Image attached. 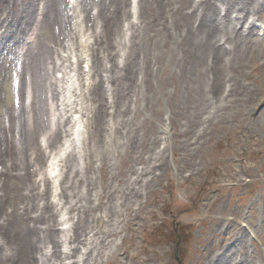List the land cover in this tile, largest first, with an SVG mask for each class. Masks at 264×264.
<instances>
[{"label":"rangeland","instance_id":"rangeland-1","mask_svg":"<svg viewBox=\"0 0 264 264\" xmlns=\"http://www.w3.org/2000/svg\"><path fill=\"white\" fill-rule=\"evenodd\" d=\"M29 1L25 0V5L18 2L25 20L0 13L5 21V27H0L1 150L10 141L20 148L16 128L23 122L18 110L22 104L25 111L29 102L34 109L41 105V119L49 115L53 122L59 121L57 104L65 97L68 79L60 72L59 60L52 59L56 67L50 63L48 48L60 53L64 45L72 49L77 41L73 32L72 40L69 36L62 39L65 30L60 6L65 8L67 0H36V13L28 20L23 9L26 11ZM88 1L80 0V7L85 8ZM105 2L97 3V15L95 8L89 9L94 21L84 16L90 30L91 89L80 82L78 90L72 91L73 95L83 94L74 95V105L88 115L83 119L81 139L73 150L56 154L66 142L64 131L72 125L69 117L53 145L48 146L45 135L35 132L41 162L34 163L29 146L23 164L13 156L0 157L1 264H24L22 254L12 256L5 243L25 226L23 206L31 207L30 216L36 217L42 211L32 213L36 203L42 206L52 200L54 181L58 186L55 200L60 203L52 208L57 241L63 242L64 253L70 246L80 248L63 264H71L82 255L85 260L89 249L95 257L94 245L71 244L72 227L76 223L81 227L77 235L82 239L79 233L91 218L104 216L107 208L112 222L125 220L126 226L121 225L122 232L112 238L113 249L107 250L111 258L106 254L101 264H264V18L261 14L249 16L248 21L256 24V34L235 30L238 35L230 40L222 34L213 37L216 42L224 37L218 43L231 49L236 38L237 48L228 63L219 66L218 74L207 73V80L193 74L198 63L182 58V49H189L181 37L183 11L198 0H139L133 25L129 22V0ZM212 2L220 10L219 17H224L227 1ZM199 5L200 12L209 4ZM10 7L7 3V9ZM125 23H129L126 35ZM230 24L227 30L234 26ZM21 25L27 31L32 29L27 43L36 41L44 53L39 52L40 59L33 61L37 68L30 72L21 47L13 46L23 33ZM100 35L102 42H95ZM23 65V77L29 79L24 81L21 100H17L19 91L14 92V85L17 82L18 88L22 84L17 67ZM204 83L210 88L208 94L203 92ZM232 84L234 91L226 97ZM213 88L216 91L211 93ZM52 92L57 95L51 96ZM114 102L120 105L118 110ZM104 107L97 137L92 140L88 122L97 120L96 114ZM33 138L32 134L28 143ZM69 156L70 168H66ZM52 157L58 161L56 178L45 182L46 160ZM13 160L19 166L10 168ZM74 204L81 208L73 211L68 207ZM4 214L12 218H8L10 225L2 227ZM44 223L37 221L35 225L43 228ZM44 245V253L50 257L51 244Z\"/></svg>","mask_w":264,"mask_h":264},{"label":"bare ground","instance_id":"bare-ground-1","mask_svg":"<svg viewBox=\"0 0 264 264\" xmlns=\"http://www.w3.org/2000/svg\"><path fill=\"white\" fill-rule=\"evenodd\" d=\"M21 2L20 5H25L26 2L25 0H0V13L5 14L8 13L13 18H17L19 15L21 16V8L18 2ZM117 0H106L105 4H113ZM136 3V0H130V8H133V3ZM227 1V6H229L225 10V16L224 17H230L234 14L233 18L226 19L224 20V17H219V9L218 7L212 2V0H199L196 5H189L186 7V9H191L190 11H183V17L185 20V24L183 25L182 29V39L189 45V49H191L192 54H190L189 49L185 50L182 49V52L184 55H182V58L184 62H186V59L193 63H198L197 66H195L193 70V74L195 76H199L201 78H207V73L209 71H215L216 74L220 72L218 69L220 65H226L228 63L229 59L231 58V54L234 53L235 49L237 48V39L235 38L232 42L231 45L233 48L228 46L223 47V43H218L220 42L223 38H220L218 42L213 40V37L217 34H222L227 36L226 40H230L232 36L238 35L236 31H240L244 34L242 29L243 21L247 20L250 15H258L261 14L262 18H264L263 12H264V0H226ZM7 3H11V7L7 9ZM209 4L206 7H202V10L199 12L198 6L199 4ZM61 14H59L61 22L63 23L62 30H65L67 32L71 31L72 29V24L69 22L71 19L69 17V14H65V10L62 9V4H61ZM121 9V8H120ZM26 14V17L28 20L32 19L36 13V0H30L27 7L26 11L23 9ZM124 11V9H121ZM202 14L201 17L199 15ZM57 18L54 16L52 20ZM23 19V17H22ZM94 19V18H92ZM191 19V20H188ZM25 20V18L23 19ZM95 20V19H94ZM222 21V22H220ZM233 23L234 26L230 27V30H227L228 24ZM5 21L1 19L0 17V27L4 28ZM231 26V24H230ZM238 27V28H237ZM253 25L252 22L249 23V25L246 27L247 31L246 33L249 34L250 31H252ZM73 30V29H72ZM30 31L32 32L31 27H29V31H27L25 28L22 27L21 25V32L19 37L14 41L13 46L15 48L21 47L22 51L24 52L25 56V61L29 63L28 67V72L34 71L37 68V65L35 64L37 62V59H40L39 52L44 56L43 49L40 46H37L36 41H30L29 43V35ZM90 33V30H89ZM89 33H87V43H90V36ZM96 36V35H95ZM93 36V37H95ZM95 39V38H94ZM95 42L101 43L102 38L101 35L99 38L95 39ZM50 51V49L48 48ZM33 54V55H32ZM51 54V61L50 63L53 64V52L50 51ZM35 63H34V62ZM213 61H215V65H213ZM195 65V64H194ZM207 66H210L211 69H209ZM24 65L20 67V78L22 81V84L20 87L17 88L18 92V97L19 100L22 98V91H23V85L24 81L26 83L28 77H23L24 74ZM32 75L29 73V77ZM206 85V83H204ZM225 90V89H224ZM210 91V88L208 85H206L205 89L203 90L204 94H208ZM216 88L212 89V92H215ZM233 90V84L229 85L228 90L226 91L228 97ZM95 92V91H93ZM51 96H55L56 92H52L50 94ZM222 97V95L220 96ZM95 100H98L97 97H94ZM22 104V103H21ZM115 108L118 110L119 109V104L115 103ZM70 104L67 103L66 107H69ZM100 106V105H99ZM42 107L38 109H34V107L31 105V102L27 104L26 106V111L24 110L23 104L21 105V108L18 109L20 112V117L23 120L22 123H20L19 128V137H20V148L17 149L15 145L10 141V145H7L6 148L3 150L0 149V157H5L9 156L11 159L14 157L15 161L19 162L20 164L22 163V158L24 154L26 153V147L29 146L31 147V155L34 156V163H39L42 161V155L40 153V150L38 148V143L36 144L37 139L35 140V132H40L42 133V136L45 135L47 145H53L55 141L58 139L59 134H60V123L59 121L53 122L50 119V116L47 115L46 119L43 120L40 118L38 110H41ZM72 108H69L68 111H70ZM106 111L105 107L100 109L99 112L96 114L98 116L97 120H94L89 122V126L91 127V136L92 140L94 137H97V130L100 126L99 124V115L100 113ZM61 116V115H60ZM12 116L10 117L11 120ZM9 120V122H10ZM81 121L79 119L74 120V124L72 126V129H74L75 126H79ZM45 126H47L46 132ZM32 134L34 135L33 138V143L32 141L28 143L30 138L32 137ZM71 144H69L70 146ZM105 145V143H104ZM13 156V157H12ZM91 156V155H90ZM72 158V157H71ZM67 162V164H66ZM12 167L10 168H15L19 166V163H14V160L12 161ZM26 163H29L28 160H26ZM70 164V156L69 158L65 161V166L66 168L69 167ZM54 163L50 162L49 169L53 173L54 171ZM102 173L103 176L105 175V167L102 166ZM35 173V170H32V174ZM45 182H48L47 177L45 176L44 178ZM150 183V181L148 182ZM143 187V185H141ZM138 191V190H137ZM66 194V193H65ZM61 195L64 196V190H61ZM28 196V195H26ZM36 199V196L34 199H31V202ZM59 203H54V202H45L43 203L42 206H39L37 203L35 205V209L32 213L35 212H40L41 213L34 217L30 216L31 207H27V205L23 206L22 208V213L21 215H25V218H22V223L25 224L24 228L20 229L18 233H16L11 241H6L5 246H9V248L13 251L12 256L14 253L22 254V258L24 257V264H50L52 262L63 264L64 259H70V256L76 255L78 253V249H80L77 245L76 246H70L69 247V252L64 253L62 251V244L60 243L61 241H57V227H56V219L55 215L53 213L52 208H55V205L57 206ZM71 210L75 211L76 209L79 210L81 206L78 208L74 205L69 206ZM56 209V208H55ZM108 213H110L109 208L105 209V215L96 217L93 216L90 220V223L88 224L87 228L83 230L80 234V237L82 239L78 238L79 235L78 229H81V227L77 226V223L72 227L73 229V234H72V245L75 242H78V244H82L83 247H88V245H94L96 248V255L95 257H92V250L89 249L87 251V257L85 260L82 261L81 256L80 259L77 261H73L71 264H101L103 256L108 254V259L111 258V254L107 252V250L111 247L112 245V238L116 237L118 234L122 232L121 230V225H125V220H114L113 222L111 221V218L108 216ZM85 214V212H83ZM5 218H3L2 221V227L4 226L5 223L10 225L9 219L12 218L11 215H6L4 214ZM14 217V216H13ZM9 218V219H8ZM104 218H108V220H104ZM43 222L45 221L44 225L45 227H37L35 223ZM32 222L31 224H29ZM135 224L133 223V226ZM56 227V228H55ZM41 228V229H40ZM82 230V229H81ZM87 236V237H86ZM67 238H65L66 240ZM70 240V239H68ZM44 244H51L52 248V253L50 254V257H48L44 253ZM67 244H70L68 241ZM117 248H119L117 246ZM113 247H111V250ZM7 260H9L6 257ZM13 260V257H12ZM109 261V260H108ZM112 261V260H110ZM1 264V261H0ZM2 264H4L2 262Z\"/></svg>","mask_w":264,"mask_h":264}]
</instances>
